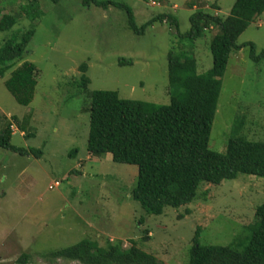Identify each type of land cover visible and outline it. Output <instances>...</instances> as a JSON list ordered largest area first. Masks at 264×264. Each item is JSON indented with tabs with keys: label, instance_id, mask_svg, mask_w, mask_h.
<instances>
[{
	"label": "rangeland",
	"instance_id": "1",
	"mask_svg": "<svg viewBox=\"0 0 264 264\" xmlns=\"http://www.w3.org/2000/svg\"><path fill=\"white\" fill-rule=\"evenodd\" d=\"M28 1L2 0L4 13L18 20L11 30L0 31V47L33 30L16 67L35 64L37 86L26 106L5 85L10 73L0 79V131L11 122L12 144L43 154L22 156L0 148V264H19L23 254L27 264H81L50 255L87 239L101 247L136 244L162 264H188L198 228L202 245L227 246L247 237L257 222L256 209L264 204V177L240 174L220 185L201 184L190 204L166 207L156 216L133 199L137 165L117 163L111 154L92 156L87 148L93 92L115 91L121 99L168 105L171 51L193 56L199 74L213 68L211 42L218 30L194 41L181 39L191 29V16L206 3L205 9L217 5L215 12L226 17L236 0H113L131 9L139 28L167 12L179 21L178 29L155 22L142 35L117 7L39 0V17L32 20L20 10ZM246 43L258 54L264 50V13L239 37L238 44ZM83 64L87 86H81ZM238 119L241 134L264 142V59H252L249 47L231 54L222 78L212 151H226ZM56 182L59 186L50 188Z\"/></svg>",
	"mask_w": 264,
	"mask_h": 264
},
{
	"label": "trees",
	"instance_id": "2",
	"mask_svg": "<svg viewBox=\"0 0 264 264\" xmlns=\"http://www.w3.org/2000/svg\"><path fill=\"white\" fill-rule=\"evenodd\" d=\"M84 3L125 10L130 28L138 35L155 22L179 28L172 12L159 14L139 28L126 4L113 0H84ZM205 4L191 16V29L180 38L194 41L209 30H218L211 42L213 68L199 74L193 56L184 51H171L168 105L121 99L115 91H95L91 95L88 152L96 157L111 154L117 163L139 167V180L132 196L150 215H161L166 207L190 204L198 197L201 184L220 185L240 174L264 177V142L249 140L241 134V120L235 122L224 153L209 148L222 78L231 54L249 47L252 59L256 62L264 59V50L258 54L254 44H238L239 37L264 13V0H236L226 17L215 12L219 10L217 5L205 9ZM20 10L35 20L39 17V0H29ZM17 17L4 13L0 0V31L11 30ZM33 34V30L23 31L18 38L5 40L0 47V79L10 73L5 85L16 101L26 106L34 97L37 67L28 61L16 66L23 60ZM80 71L83 73L81 86H87L90 82L85 75L87 65L83 64ZM12 137V124L6 122L0 131V148L22 156L43 154L40 149L27 150L13 145ZM256 217L257 222L249 227V235L227 246L202 245L201 228H198L188 264H264V204L256 209ZM120 243L101 247L87 239L50 256L81 264H162L136 244L123 249ZM27 261L28 255L23 254L18 263L27 264Z\"/></svg>",
	"mask_w": 264,
	"mask_h": 264
},
{
	"label": "built area",
	"instance_id": "3",
	"mask_svg": "<svg viewBox=\"0 0 264 264\" xmlns=\"http://www.w3.org/2000/svg\"><path fill=\"white\" fill-rule=\"evenodd\" d=\"M150 4H152L153 6H158L159 5V3L155 2V1H151ZM53 186L57 187V186H59V183L56 182L55 184L51 185L50 188H52Z\"/></svg>",
	"mask_w": 264,
	"mask_h": 264
}]
</instances>
